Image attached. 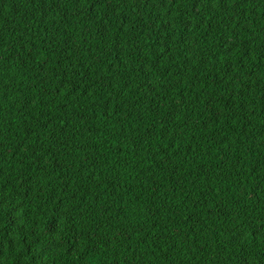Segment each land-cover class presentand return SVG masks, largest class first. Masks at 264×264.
<instances>
[{"label":"trees","instance_id":"1","mask_svg":"<svg viewBox=\"0 0 264 264\" xmlns=\"http://www.w3.org/2000/svg\"><path fill=\"white\" fill-rule=\"evenodd\" d=\"M0 264H264V0H0Z\"/></svg>","mask_w":264,"mask_h":264}]
</instances>
